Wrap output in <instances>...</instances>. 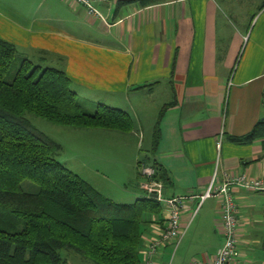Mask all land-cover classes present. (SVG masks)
<instances>
[{"label": "crops", "instance_id": "crops-1", "mask_svg": "<svg viewBox=\"0 0 264 264\" xmlns=\"http://www.w3.org/2000/svg\"><path fill=\"white\" fill-rule=\"evenodd\" d=\"M89 1L98 14L72 0H0V39L33 61L46 54L47 64L65 71L78 97L121 96L122 108L96 101L133 115L142 131L140 116L150 118V137L141 131L138 147L149 145L152 156L144 165L137 162L135 172L142 179L137 185L141 190L145 181L140 169L155 161L167 178L159 181L162 198H187L181 225L188 227L172 264L176 258L190 263L193 242L204 246L195 262L211 264L223 243L216 189L227 176L264 179L262 142L230 141L264 118V7L250 19L234 0H155L145 8L131 4L119 11L122 0ZM214 177V195L189 222ZM231 194L238 219L235 264H264V255L252 256L264 237V192L234 187ZM126 195L131 203L140 199ZM162 217L143 235L142 254L148 240L167 227L164 208ZM172 246L165 245L156 263Z\"/></svg>", "mask_w": 264, "mask_h": 264}, {"label": "trees", "instance_id": "trees-1", "mask_svg": "<svg viewBox=\"0 0 264 264\" xmlns=\"http://www.w3.org/2000/svg\"><path fill=\"white\" fill-rule=\"evenodd\" d=\"M154 1L122 0L116 9L145 8ZM18 54L15 45L0 39V264H67L69 257L85 264H142L143 235L152 220L163 218L161 204L146 195L131 204L103 196L62 165L59 147L25 116L125 134L134 131L131 118L104 104L90 112L65 71L47 64L46 54L38 61ZM166 110L156 124L153 150ZM258 140L264 150V118L248 134L230 137L238 145ZM150 165L156 181L167 180L155 161Z\"/></svg>", "mask_w": 264, "mask_h": 264}, {"label": "rangeland", "instance_id": "rangeland-1", "mask_svg": "<svg viewBox=\"0 0 264 264\" xmlns=\"http://www.w3.org/2000/svg\"><path fill=\"white\" fill-rule=\"evenodd\" d=\"M237 3L241 14L245 12L244 17L250 19L252 16L259 12L264 5V0H234ZM244 1V4L242 3ZM239 12V13H240ZM240 16L242 17L243 15ZM235 19V18H234ZM234 19L231 21L236 24ZM19 57H23V54L18 51ZM85 98L88 100L90 112H93L100 102L96 99L99 98L101 101H112L115 105L122 108V97L118 96H83L79 98ZM160 99V98H156ZM108 105V104H107ZM110 106V105H109ZM143 116V117H142ZM28 123L42 135L53 141L59 147L58 160L65 167L70 168L74 173L79 175L84 180L92 184L103 196L111 199L118 203H131L128 199V193L137 194L138 198L143 197L145 194L139 189L137 183L142 179L137 177L136 164L137 162H144L150 158L151 150L148 148L149 145H144L142 148L138 147V142L141 139V128L137 123L140 124V120H135L132 115L134 122V133H121L118 131H111L105 129H79L68 126H57L49 123L41 118L26 114L25 116ZM143 133L150 137L151 128L148 122L150 118H144V115L140 116ZM141 126V124H140ZM135 173V175H134ZM132 175H134L132 177ZM28 182H23L22 187L27 190ZM32 191H35L37 187H33ZM134 203V202H133ZM189 264H194L199 257L204 246L201 242H193L189 244ZM254 250V251H253ZM252 256L254 258L262 257L264 251L262 245H255ZM167 255L160 259L157 264H172L175 246L169 247L166 251ZM143 255L141 253L140 260L143 262ZM176 258L175 264H182ZM67 264H81L77 262L73 257H69Z\"/></svg>", "mask_w": 264, "mask_h": 264}, {"label": "built area", "instance_id": "built-area-1", "mask_svg": "<svg viewBox=\"0 0 264 264\" xmlns=\"http://www.w3.org/2000/svg\"><path fill=\"white\" fill-rule=\"evenodd\" d=\"M72 1L82 4L89 10L90 13L98 14L92 8L89 0ZM140 173L145 179L144 183L141 184V190L148 197L154 198V196H156V200L166 211L167 227L158 236L149 239L144 250L143 264H157L156 260L159 252L165 247V245L167 243H172L176 249L186 232L188 226L182 227L181 218L187 198L179 197L164 200L162 198L163 186L160 182L154 179V168L150 166L143 167L140 170ZM214 181L215 177L212 179L209 189L204 195L200 197L199 203L192 212L189 222L192 221V219L196 216L202 203L214 195L212 191ZM234 187H239L254 192H264V179H252L246 175L227 176L225 182L216 189V194L222 199L220 220L223 226V243L211 264H235L238 258V219L236 217L237 208L234 198L231 194V189ZM194 264L202 263L195 262Z\"/></svg>", "mask_w": 264, "mask_h": 264}, {"label": "water", "instance_id": "water-1", "mask_svg": "<svg viewBox=\"0 0 264 264\" xmlns=\"http://www.w3.org/2000/svg\"><path fill=\"white\" fill-rule=\"evenodd\" d=\"M154 199H156V196H154Z\"/></svg>", "mask_w": 264, "mask_h": 264}]
</instances>
